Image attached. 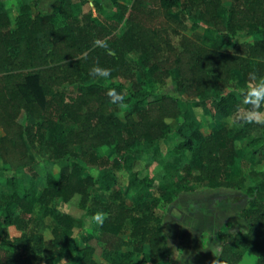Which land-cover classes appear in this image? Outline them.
Segmentation results:
<instances>
[{
    "label": "trees",
    "instance_id": "obj_1",
    "mask_svg": "<svg viewBox=\"0 0 264 264\" xmlns=\"http://www.w3.org/2000/svg\"><path fill=\"white\" fill-rule=\"evenodd\" d=\"M14 1L9 12L0 0V180L11 189L0 194V264H166L160 207L198 185L218 189L230 168L264 160V126L237 123L250 107L241 102L255 83L249 73L264 78V0H111L105 16L96 0V17L82 11L86 0H54L45 13L39 0ZM193 11L215 35L210 47L186 34ZM241 30L252 40L237 42ZM94 68L109 77L99 82ZM169 79L173 93L146 90L147 81ZM206 106L215 122L207 134L196 110ZM170 139L176 144L164 153ZM145 157L160 178L137 169ZM42 162L53 168L39 188ZM263 191L264 174L249 194ZM97 213L103 222L75 239ZM240 216L246 227L218 232L220 250L204 264H240L246 253L264 264V200Z\"/></svg>",
    "mask_w": 264,
    "mask_h": 264
},
{
    "label": "rangeland",
    "instance_id": "obj_2",
    "mask_svg": "<svg viewBox=\"0 0 264 264\" xmlns=\"http://www.w3.org/2000/svg\"><path fill=\"white\" fill-rule=\"evenodd\" d=\"M32 1V0H26ZM54 0H39L38 9L41 12H49ZM79 2L81 0H74V2ZM96 0H86V3L82 5L83 12L91 11L93 16H97V10L95 8ZM9 12L14 11L15 1L8 0ZM111 0H104L103 2V15H107L112 11ZM229 2H225L224 7L228 6ZM13 4V5H11ZM11 5V7H10ZM190 17L197 23L193 25V21L188 22L191 29L186 32L187 35L192 34L198 35L201 38V43L205 46L210 47L213 44V33L207 32V26H205L201 20L198 18L196 12H191ZM198 25V26H197ZM213 28V25H211ZM247 40H252V38H247L243 30L240 31L239 37L236 39L237 42H243ZM225 51H230L228 47L224 48ZM95 81V80H91ZM103 82L104 78L98 80ZM258 82V81H257ZM173 81L167 80L164 85H160L154 81L146 82V90L150 92H155L158 94L173 93ZM235 86L238 89H243L246 84L242 81H238ZM198 108L197 113L203 119L205 127L204 132L207 134L210 132L212 127L215 126V122L212 120L210 107ZM209 107V108H208ZM227 122L231 125L232 121L221 120V124ZM175 140L170 139L163 144V151L167 153L170 148L175 146ZM240 147V146H239ZM241 151V148H239ZM114 156V152L110 153ZM146 163V164H145ZM145 163L140 162L137 167L138 170L143 171L144 175L155 176L160 178L162 173L153 166V161L150 157H145ZM52 164L48 162H42L40 165V177L38 179L32 180L30 176L25 177V182L27 186H30L34 181L36 186L42 188L46 182L47 174L52 170ZM98 172L95 169H90L86 171V175H91L96 177ZM264 174V160L257 165H250L243 163L238 167H232L229 169L228 180L224 181L220 188L211 189L210 187L204 185H198L194 192L182 193L179 195L178 199L169 206H163L159 209V214L167 222V236L170 244V252L173 259V264H204L211 259L216 258L220 250V241L217 238V233L220 231H241L246 226L244 221L240 216V211L249 205L255 199L264 200V191L260 192L253 197L249 194L253 185L256 181L263 178ZM257 175H260L257 177ZM119 176L121 179V184L126 185L128 183V176L125 171H120ZM230 185L235 186L236 189L229 187ZM234 187V188H235ZM8 189L4 182L0 180V194L7 192ZM96 194H101L99 189L95 190ZM247 195V199L243 197ZM52 207L60 209L62 212L70 213L73 216L80 218L82 216V211H80L76 205H66L60 201L52 203ZM47 224H50V220L47 219ZM84 228H76L73 231V237L81 241L91 235L97 221L93 218L84 220ZM49 227V226H48ZM50 231V230H49ZM47 231V233H50ZM124 238H128L126 235ZM182 251V252H181ZM187 253V258H191V262L188 259L187 262H182V258L177 261L179 253ZM100 253L95 257L99 260ZM185 258H183L184 260ZM251 260L252 262H250ZM100 261V260H99ZM259 264L256 257L253 254H247L243 262L240 264ZM60 264H66L64 259Z\"/></svg>",
    "mask_w": 264,
    "mask_h": 264
},
{
    "label": "clouds",
    "instance_id": "obj_3",
    "mask_svg": "<svg viewBox=\"0 0 264 264\" xmlns=\"http://www.w3.org/2000/svg\"><path fill=\"white\" fill-rule=\"evenodd\" d=\"M97 46L101 45L100 41L95 42ZM92 73L98 76L99 78L107 79L110 75V70L104 69L101 70L99 68H94ZM249 78L251 81L255 82L254 84H250L247 90L242 93V103L249 105L250 107L247 111L239 118L237 123L243 125H262L264 126V112L260 111L261 108H264V78L259 79L257 81L256 74L249 73ZM108 95L110 98L116 96L115 90H109ZM122 103V101H120ZM94 219L100 223L103 222V214L97 213Z\"/></svg>",
    "mask_w": 264,
    "mask_h": 264
},
{
    "label": "crops",
    "instance_id": "obj_4",
    "mask_svg": "<svg viewBox=\"0 0 264 264\" xmlns=\"http://www.w3.org/2000/svg\"><path fill=\"white\" fill-rule=\"evenodd\" d=\"M54 2V1H53ZM13 12V11H12ZM3 135V132L0 130V137ZM9 234H10V236L11 237H18L19 235H20V232L15 228V227H9ZM167 222H166V220L164 219V227H163V231H164V234H165V236H166V238H167V241H168V246H169V248H171L170 247V244H169V240H168V236H167ZM46 235V238L47 239H50L51 238V235H50V233H45ZM182 252V251H181ZM179 253L180 255L178 256V258H177V261H178V259L180 260L181 259V257H183V258H185L184 260H183V258H182V262H187V260L189 259L190 260V262H191V256L189 257V258H187V253L185 252V253ZM247 254H251V253H246L245 255H244V257H243V260L245 259V257H246V255ZM97 261H99V262H101L102 260H101V258L98 260L97 258H95ZM257 259V258H256ZM212 260V259H211ZM243 260L241 261V262H243ZM250 262H252L251 260H249ZM240 262V263H241ZM166 264H173V259H172V257H170L169 258V260H168V262L166 263ZM256 264V263H255Z\"/></svg>",
    "mask_w": 264,
    "mask_h": 264
}]
</instances>
